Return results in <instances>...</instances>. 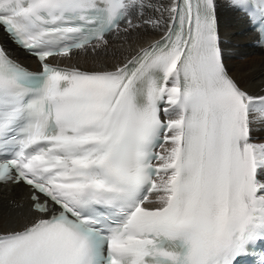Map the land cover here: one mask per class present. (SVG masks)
<instances>
[{
  "label": "snow or ice",
  "instance_id": "1",
  "mask_svg": "<svg viewBox=\"0 0 264 264\" xmlns=\"http://www.w3.org/2000/svg\"><path fill=\"white\" fill-rule=\"evenodd\" d=\"M235 6L264 31V0ZM141 7L0 0V29L42 65L0 47V182L27 185L37 214L0 231V264H243L264 245V97L227 73L215 0L173 2L175 26L123 66L48 63Z\"/></svg>",
  "mask_w": 264,
  "mask_h": 264
},
{
  "label": "bare ground",
  "instance_id": "2",
  "mask_svg": "<svg viewBox=\"0 0 264 264\" xmlns=\"http://www.w3.org/2000/svg\"><path fill=\"white\" fill-rule=\"evenodd\" d=\"M226 0H216L221 21V35L226 54L230 51L242 56L249 53L245 45L251 36L238 35L240 28L235 26L231 15L222 11ZM176 0H150V6L140 19L142 25L115 37L94 53L76 55L69 61L70 66L83 70L112 69L123 65L140 49L158 39L170 22L169 6ZM160 20L156 27L149 21ZM251 52V51H250ZM250 58L243 62L228 60L229 71L238 84L248 93L264 95V53L248 54ZM28 190L21 186H0V231L20 229L37 216L31 211Z\"/></svg>",
  "mask_w": 264,
  "mask_h": 264
},
{
  "label": "rangeland",
  "instance_id": "3",
  "mask_svg": "<svg viewBox=\"0 0 264 264\" xmlns=\"http://www.w3.org/2000/svg\"><path fill=\"white\" fill-rule=\"evenodd\" d=\"M245 60H247V59H244V60H239L240 62H243V61H245Z\"/></svg>",
  "mask_w": 264,
  "mask_h": 264
}]
</instances>
